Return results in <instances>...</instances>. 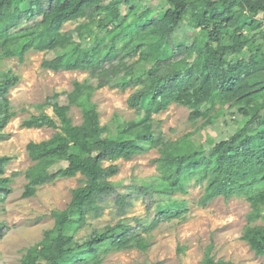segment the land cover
<instances>
[{
	"label": "trees",
	"instance_id": "obj_1",
	"mask_svg": "<svg viewBox=\"0 0 264 264\" xmlns=\"http://www.w3.org/2000/svg\"><path fill=\"white\" fill-rule=\"evenodd\" d=\"M67 23L76 25L66 30ZM184 26L192 29L188 37ZM149 46L158 51L155 59ZM31 50L46 53L44 69L87 71L88 77L35 104L40 112L22 121L25 128L56 130L49 139L28 142V169L5 175L15 157L0 154V203L22 173L28 180L23 197L59 178L82 176L67 207L51 212L53 227L24 249L21 264H102L114 250H146L148 238L121 221L83 238L76 234L90 217L102 215L110 197L121 213L134 195L149 201L145 232L161 221L185 220L186 201L174 194L187 193L192 180L204 185L197 202L202 207L220 196L250 203L241 239L264 257V224L256 223L264 221V0H163L156 7L144 0H0V141L17 115L10 92L21 80L2 68L3 61L23 60ZM105 86L134 88L127 102L138 118L116 116L114 125H102L93 95ZM173 103L190 109V121L203 123L169 140L153 126V115ZM74 105L82 111L81 124L70 115ZM223 112L236 128L218 139L205 135L203 128ZM152 149L160 154L153 160L159 175L130 184L112 180L118 160ZM4 234L0 224V240ZM202 264L240 263L215 259L209 246Z\"/></svg>",
	"mask_w": 264,
	"mask_h": 264
},
{
	"label": "rangeland",
	"instance_id": "obj_2",
	"mask_svg": "<svg viewBox=\"0 0 264 264\" xmlns=\"http://www.w3.org/2000/svg\"><path fill=\"white\" fill-rule=\"evenodd\" d=\"M144 4L156 7L163 4V0H144ZM75 25L76 23H67L65 29L74 28ZM191 30L184 26L182 35L190 36ZM148 50L150 59L158 56L155 47L149 46ZM45 56L44 52L31 50L23 60L7 58L3 61L4 70L12 69L21 78L19 84L10 92L11 103L17 115L4 128L6 136L0 141V154L15 157L6 167L7 176L15 171L23 172L33 164L26 151L28 142L49 139L56 132L50 127L21 126L25 118L40 112L35 104L45 102L56 92L71 91L76 80L83 81L88 77L87 71L44 69L41 64ZM252 64H256L254 60ZM133 91L134 88L123 91L109 86L95 91L93 101L97 104L102 125H114L112 122L116 116L121 121L138 118L127 102ZM61 102L66 103V97ZM45 111L53 115L52 107L47 106ZM189 113L188 107L173 103L167 110L153 115V126L166 139L176 140L202 126L203 119L192 122L189 120ZM70 115L75 124L82 123V111L78 106H72ZM233 120L234 117L228 112H223L211 126L203 128V132L214 139L221 138L236 128ZM142 132H148V125L143 126ZM159 155L156 149H152L130 160H118L116 164L119 165V173L112 180L130 184L131 181L139 183L140 180L159 175L157 164L153 161ZM81 179V175L59 178L53 183L40 186L34 196L23 197L28 180L23 173L14 178L11 184L13 192L4 203H0V224L5 225V234L0 240V264H21L24 249L40 241L44 231L53 227L51 212L67 207L72 198V190L82 184ZM203 191V184L190 181L187 184V193L174 194V197L186 201V219L161 221L149 232L141 228L151 218L149 201L134 195L130 199L131 206L121 213L114 198L110 197L104 204L102 215L90 217L87 225L76 236L83 238L93 228H103L121 221L135 227L142 236L148 238L149 245L146 250H114L106 255L102 264H202L209 246H212L215 259L240 264H264V257L257 256L248 243L241 239L252 209L250 203L244 198L233 197L225 200L220 196L208 206L202 207L197 202ZM256 223L264 224V221L258 219Z\"/></svg>",
	"mask_w": 264,
	"mask_h": 264
}]
</instances>
